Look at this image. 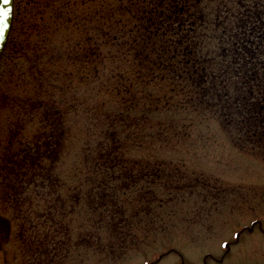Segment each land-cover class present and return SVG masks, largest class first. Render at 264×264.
<instances>
[{
  "label": "rangeland",
  "instance_id": "rangeland-1",
  "mask_svg": "<svg viewBox=\"0 0 264 264\" xmlns=\"http://www.w3.org/2000/svg\"><path fill=\"white\" fill-rule=\"evenodd\" d=\"M106 5V0H89L87 13L98 8L103 25ZM53 10V0H15L14 41L0 61V168L10 151L37 137L46 136L53 149L54 93L65 100L63 106L74 101L73 90L54 91L56 67L50 56L42 55L34 66L40 75L26 59L35 57L36 47L38 53L54 50L43 47L50 39L54 44ZM94 25L93 19L90 34ZM103 67L106 71L108 64L101 63ZM99 85L98 80L90 81L89 88ZM77 86L82 104L77 113H69L72 125L60 164L66 175L62 193L68 201L64 210L54 213V194L40 209L32 194L30 211L15 218L0 198V213L9 219H0L7 227L4 236L0 232V264H264V153L235 145L216 119L172 134L165 144L151 139L139 144L140 132L129 129L118 151L129 169L117 180L100 159L98 142L105 133L97 130L102 125L99 114L113 108L108 101L113 95H96L84 83ZM36 94L45 105L33 114L21 113L14 105ZM87 107L94 109L88 112ZM105 140L108 147L110 141ZM134 159L162 162L163 177L153 186L133 188V178L126 174L136 173L139 163L132 165ZM50 163L46 155L43 164ZM257 220L261 225L252 226ZM57 240L61 246L54 250Z\"/></svg>",
  "mask_w": 264,
  "mask_h": 264
},
{
  "label": "trees",
  "instance_id": "trees-1",
  "mask_svg": "<svg viewBox=\"0 0 264 264\" xmlns=\"http://www.w3.org/2000/svg\"><path fill=\"white\" fill-rule=\"evenodd\" d=\"M106 1L102 25L98 8L87 13L89 0H53L54 44L50 39L43 47L54 50L38 53L36 47L34 58L26 55L33 71L42 55L50 56L56 67L54 91L71 89L74 101L63 106L65 100L56 99L54 93L50 114L54 150L47 137L41 136L6 155L0 168V198L13 209L15 218L30 211L32 194L37 209L52 202L54 194V213L68 201L62 193L66 175L60 164L72 125L69 113H77L82 104L80 83L89 88L90 81L98 80L97 89H89L96 95H113L108 100L113 108L99 114L102 125L97 122V130L110 141L108 147L105 139L98 142L100 159L117 180L123 169H129L118 155L124 147L122 136L129 129H138L139 144L143 139L165 144L172 134L208 126L216 119L235 145L264 153V0ZM93 19L90 34L88 24ZM12 40L11 36L3 56L9 54ZM101 63L108 64L106 71ZM38 94L14 105L21 113L33 114L45 105ZM46 155L51 159L49 166L43 164ZM134 160L132 165L139 163L136 173L126 174L133 178V188L153 186L163 177L162 162ZM2 218L9 220L0 213ZM2 221L4 236L7 227ZM57 245L61 246L59 240L54 241V250ZM43 251L48 250L43 246Z\"/></svg>",
  "mask_w": 264,
  "mask_h": 264
},
{
  "label": "water",
  "instance_id": "water-1",
  "mask_svg": "<svg viewBox=\"0 0 264 264\" xmlns=\"http://www.w3.org/2000/svg\"><path fill=\"white\" fill-rule=\"evenodd\" d=\"M0 11L8 12V16L3 18V23H0V28L3 29L2 33H0V56H1L12 27L14 0H10V2L7 5L3 4L2 0H0Z\"/></svg>",
  "mask_w": 264,
  "mask_h": 264
},
{
  "label": "snow or ice",
  "instance_id": "snow-or-ice-1",
  "mask_svg": "<svg viewBox=\"0 0 264 264\" xmlns=\"http://www.w3.org/2000/svg\"><path fill=\"white\" fill-rule=\"evenodd\" d=\"M10 2V0H2V3L7 5ZM8 16L7 11H0V23H3V18ZM3 29L0 28V33H2Z\"/></svg>",
  "mask_w": 264,
  "mask_h": 264
}]
</instances>
